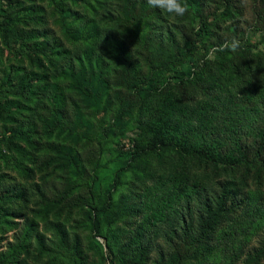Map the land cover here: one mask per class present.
Wrapping results in <instances>:
<instances>
[{"label":"trees","instance_id":"16d2710c","mask_svg":"<svg viewBox=\"0 0 264 264\" xmlns=\"http://www.w3.org/2000/svg\"><path fill=\"white\" fill-rule=\"evenodd\" d=\"M182 2L0 0V264L264 262V27Z\"/></svg>","mask_w":264,"mask_h":264},{"label":"clouds","instance_id":"9594fccd","mask_svg":"<svg viewBox=\"0 0 264 264\" xmlns=\"http://www.w3.org/2000/svg\"><path fill=\"white\" fill-rule=\"evenodd\" d=\"M147 4L155 9L161 10L170 16L183 17L188 12V5L182 0H146ZM241 5L245 8L246 13L250 10V0H240ZM245 15L243 19H248ZM231 50H235L239 47V41L233 39L230 43L225 45Z\"/></svg>","mask_w":264,"mask_h":264},{"label":"rangeland","instance_id":"374dc122","mask_svg":"<svg viewBox=\"0 0 264 264\" xmlns=\"http://www.w3.org/2000/svg\"><path fill=\"white\" fill-rule=\"evenodd\" d=\"M245 15H247L249 17L248 19H246L247 23H249V24H253L254 23L253 25H251V27H252L251 29L252 30L255 29L256 27H259V28L264 27V23H258V22L255 21L254 17H252V9L251 8ZM253 40L254 41L257 40V36H254ZM251 245H255V244L252 242ZM262 264H264V262Z\"/></svg>","mask_w":264,"mask_h":264}]
</instances>
